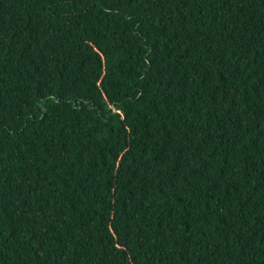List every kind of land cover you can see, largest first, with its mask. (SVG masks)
Instances as JSON below:
<instances>
[{
    "label": "trees",
    "instance_id": "obj_1",
    "mask_svg": "<svg viewBox=\"0 0 264 264\" xmlns=\"http://www.w3.org/2000/svg\"><path fill=\"white\" fill-rule=\"evenodd\" d=\"M0 264H264V0H0Z\"/></svg>",
    "mask_w": 264,
    "mask_h": 264
}]
</instances>
